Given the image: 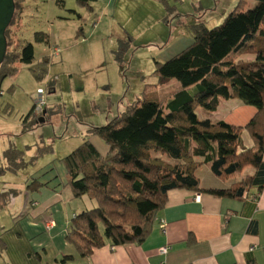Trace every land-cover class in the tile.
<instances>
[{
	"label": "trees",
	"instance_id": "16d2710c",
	"mask_svg": "<svg viewBox=\"0 0 264 264\" xmlns=\"http://www.w3.org/2000/svg\"><path fill=\"white\" fill-rule=\"evenodd\" d=\"M14 1L15 14L6 29L8 48L0 66V96L3 81L17 74V63L31 65L35 60L32 42L11 49L13 25L22 16L26 0ZM77 1L92 10L91 3L97 0ZM253 1L249 5L250 0H240L214 27L191 25L192 42L168 60L156 61L158 82L148 85L141 98L107 124L89 127V135L100 137L108 146L105 155L91 139H85L62 159L73 196L87 195L97 201L95 207L76 214L67 230L66 238L79 255L89 257L108 243L115 247L143 242L173 189L237 199L259 196L264 188V0ZM35 39L49 43L45 32H36ZM128 44L121 41L116 53L120 55ZM48 63L45 56L32 67L38 78ZM172 79L180 83L177 89L159 96L160 86ZM232 98L256 110L244 127L199 117V107L214 112L221 99ZM35 107L23 118L24 131L33 129V122H41ZM243 128L253 137L252 146L244 145ZM4 159L7 166L0 167V173L26 164L13 144L4 151ZM202 165L219 178L236 180L226 187H203L196 173ZM247 168L253 171L245 174ZM42 186L33 180L27 189ZM18 194L14 187L3 190L0 206ZM257 227L252 221L251 229L255 232ZM3 244L0 238V247Z\"/></svg>",
	"mask_w": 264,
	"mask_h": 264
},
{
	"label": "rangeland",
	"instance_id": "374dc122",
	"mask_svg": "<svg viewBox=\"0 0 264 264\" xmlns=\"http://www.w3.org/2000/svg\"><path fill=\"white\" fill-rule=\"evenodd\" d=\"M62 1L26 0L11 32V49H21L26 42L35 46L33 64L17 63V74L7 77L1 86L0 167L7 166L4 151L10 144L22 151L26 164L0 173V189L12 184L11 188L19 191L17 197L25 195L27 180L40 181L53 166L64 167L62 159L85 139L98 138L105 147L100 137L89 135V127L107 124L141 98L148 85L157 83L156 61L168 60L192 42L191 25L222 23L240 0H146L138 10L153 15L147 26L138 25L137 18L121 22L119 12L115 17L106 14L103 3L92 2L91 10L77 0ZM254 3L250 0L249 5ZM36 32L47 33L49 43L37 42ZM121 41L129 44L119 55L116 51ZM56 49L59 56L54 54ZM45 56L49 63L38 78L32 67ZM179 84L172 79L160 86L159 96L171 94ZM38 103L42 109L36 112L45 122H33V129L24 131L23 118ZM197 113L204 119L213 112L199 107ZM243 138L248 145L254 142L249 132H244ZM251 171L247 168L245 174ZM69 202L71 221L83 200L74 197ZM15 207L0 210L4 213ZM63 212L66 210H60L59 220ZM9 220L13 221L8 213L5 222Z\"/></svg>",
	"mask_w": 264,
	"mask_h": 264
},
{
	"label": "crops",
	"instance_id": "0c3cea01",
	"mask_svg": "<svg viewBox=\"0 0 264 264\" xmlns=\"http://www.w3.org/2000/svg\"><path fill=\"white\" fill-rule=\"evenodd\" d=\"M145 1L95 2L103 3L106 14L112 17L118 11V19L123 23L137 18L138 25L147 26L154 17L138 10ZM255 112L254 107L239 99H221L210 118L244 127ZM244 132L249 131L242 130L244 145L252 146L253 141L246 144ZM97 140L91 138L105 155L108 146ZM196 173L203 187H226L236 180L217 177L207 165H202ZM39 182L43 183L39 190H29L27 180L25 195H15L3 206L11 209L14 204L15 210L4 213L0 210V238L5 242L0 247V264H249V261L264 264V188L257 198L245 199L218 197L186 188L170 190L166 204L157 212L151 232L143 242L115 247L108 243L89 257H82L66 241L71 222L67 207L74 196L67 185L65 166H53ZM8 186H3L0 193ZM81 198L83 205L72 213L74 216L97 205L87 195ZM64 209V217L59 220L60 210ZM8 213L13 221L5 222ZM252 221L258 225L255 232L251 229ZM51 222L54 224L50 226ZM163 247L167 250L161 253ZM66 255L72 257L64 261Z\"/></svg>",
	"mask_w": 264,
	"mask_h": 264
},
{
	"label": "water",
	"instance_id": "95a60500",
	"mask_svg": "<svg viewBox=\"0 0 264 264\" xmlns=\"http://www.w3.org/2000/svg\"><path fill=\"white\" fill-rule=\"evenodd\" d=\"M15 10L16 5L14 0H0V66L8 48L6 29L13 20Z\"/></svg>",
	"mask_w": 264,
	"mask_h": 264
},
{
	"label": "built area",
	"instance_id": "2783aa9c",
	"mask_svg": "<svg viewBox=\"0 0 264 264\" xmlns=\"http://www.w3.org/2000/svg\"><path fill=\"white\" fill-rule=\"evenodd\" d=\"M54 54H55L56 56H59V55H60V50H59V49H56V50L54 51ZM36 103H37V102H36ZM39 106H41V107H39ZM35 109H36L37 112H38V111H41V109H42V105H41L40 103H38V106H36ZM52 224H54V222H51V223H50V226H51ZM166 250H167V248H166V247H163V248L160 250V252H161V253H164V252H166Z\"/></svg>",
	"mask_w": 264,
	"mask_h": 264
},
{
	"label": "flooded vegetation",
	"instance_id": "af4514ba",
	"mask_svg": "<svg viewBox=\"0 0 264 264\" xmlns=\"http://www.w3.org/2000/svg\"><path fill=\"white\" fill-rule=\"evenodd\" d=\"M41 119H43V120H41ZM39 120H40L41 122H43V121H44V118L41 117Z\"/></svg>",
	"mask_w": 264,
	"mask_h": 264
}]
</instances>
